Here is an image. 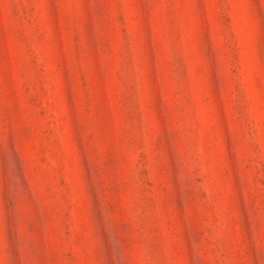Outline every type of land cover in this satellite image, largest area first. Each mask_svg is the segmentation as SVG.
I'll return each mask as SVG.
<instances>
[{
  "label": "rangeland",
  "instance_id": "obj_1",
  "mask_svg": "<svg viewBox=\"0 0 264 264\" xmlns=\"http://www.w3.org/2000/svg\"><path fill=\"white\" fill-rule=\"evenodd\" d=\"M0 264H264V0H0Z\"/></svg>",
  "mask_w": 264,
  "mask_h": 264
}]
</instances>
